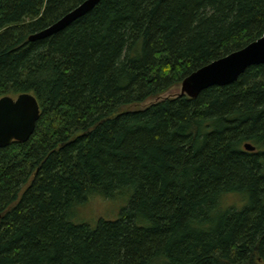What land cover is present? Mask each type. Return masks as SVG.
Instances as JSON below:
<instances>
[{
	"label": "trees",
	"instance_id": "trees-1",
	"mask_svg": "<svg viewBox=\"0 0 264 264\" xmlns=\"http://www.w3.org/2000/svg\"><path fill=\"white\" fill-rule=\"evenodd\" d=\"M85 1L0 0V99L41 109L0 149V264H264V65L169 96L264 36V0H100L29 41ZM98 197L127 205L77 223Z\"/></svg>",
	"mask_w": 264,
	"mask_h": 264
},
{
	"label": "water",
	"instance_id": "water-1",
	"mask_svg": "<svg viewBox=\"0 0 264 264\" xmlns=\"http://www.w3.org/2000/svg\"><path fill=\"white\" fill-rule=\"evenodd\" d=\"M100 0H86L47 29L32 35L30 42L47 39L72 25L78 19L90 13ZM264 65V36L244 49L217 60L188 76L181 85L180 97L197 98L202 92L224 87L236 81L253 66ZM41 109L33 94L23 93L0 99V149L9 147L14 142L26 143L34 135ZM248 152L256 148L246 144ZM3 215L0 213V228Z\"/></svg>",
	"mask_w": 264,
	"mask_h": 264
},
{
	"label": "rangeland",
	"instance_id": "rangeland-1",
	"mask_svg": "<svg viewBox=\"0 0 264 264\" xmlns=\"http://www.w3.org/2000/svg\"><path fill=\"white\" fill-rule=\"evenodd\" d=\"M181 92V86L177 89L173 90L172 93H169V96L179 95ZM16 98L15 96H10ZM150 102L146 105H149ZM142 106H134L128 108L127 110H134L136 108L144 107ZM236 200L235 203H239L241 201ZM128 203V202H127ZM242 203V202H241ZM125 205V206H124ZM125 198L121 197L119 200H105L100 197L92 199L88 206L86 205L84 208H79L75 214L78 222H87L91 225L95 226L100 220H114L120 216L122 209L126 207ZM259 264H262L261 262Z\"/></svg>",
	"mask_w": 264,
	"mask_h": 264
}]
</instances>
